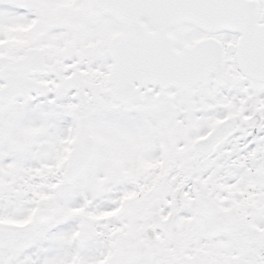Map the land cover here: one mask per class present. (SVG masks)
I'll use <instances>...</instances> for the list:
<instances>
[{
    "label": "snow or ice",
    "instance_id": "snow-or-ice-1",
    "mask_svg": "<svg viewBox=\"0 0 264 264\" xmlns=\"http://www.w3.org/2000/svg\"><path fill=\"white\" fill-rule=\"evenodd\" d=\"M0 264H264V0H0Z\"/></svg>",
    "mask_w": 264,
    "mask_h": 264
}]
</instances>
